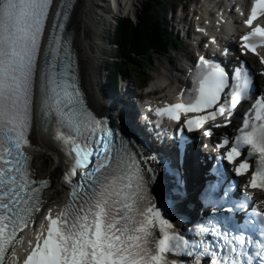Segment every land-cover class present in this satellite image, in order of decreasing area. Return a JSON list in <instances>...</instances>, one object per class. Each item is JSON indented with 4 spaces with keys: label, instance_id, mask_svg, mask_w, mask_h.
Listing matches in <instances>:
<instances>
[{
    "label": "snow or ice",
    "instance_id": "1",
    "mask_svg": "<svg viewBox=\"0 0 264 264\" xmlns=\"http://www.w3.org/2000/svg\"><path fill=\"white\" fill-rule=\"evenodd\" d=\"M75 8V0H0V264H9L19 234L41 213L43 193L51 185L36 176L33 158L25 152L34 125L62 153L66 167L60 182L70 192L55 216L51 209L43 214L47 223L22 264H181L170 258L180 255L192 257L193 264L204 257L209 264H264V213L253 208L251 217L237 225L233 214L246 212L247 204L217 198L212 182L200 200L214 215L189 229L198 240L190 244L165 218L173 201L165 194L167 181H157L150 166L157 157L145 156L94 114L79 87L75 33L69 27ZM258 17H264V0L251 4L249 31L240 37L243 54L258 55L257 48H264V27L253 23ZM242 65L238 61L229 73L200 56L192 89L154 115L179 124L184 114L183 127L192 132L232 117L240 102L250 101L234 134L219 137L216 147L224 150L228 165L240 160L236 177L254 160L247 186L264 189V96L252 95L253 79ZM183 141L181 136L178 146ZM160 167L172 171L166 160ZM154 182L163 194L159 205L150 191ZM171 193L180 195L175 187ZM226 205L228 215L222 214ZM256 228L259 239L251 235Z\"/></svg>",
    "mask_w": 264,
    "mask_h": 264
},
{
    "label": "bare ground",
    "instance_id": "2",
    "mask_svg": "<svg viewBox=\"0 0 264 264\" xmlns=\"http://www.w3.org/2000/svg\"><path fill=\"white\" fill-rule=\"evenodd\" d=\"M109 1H111L114 8L110 19L108 17ZM142 1L143 0H105V6L103 8H101L100 0H78L76 3V8L72 14L70 25L75 33L74 47L78 53L77 62L80 66L82 85L86 91L89 102L95 109L103 112L105 110V102L102 98V89L99 82V66L101 65V58L99 54L105 43L102 40L100 33H105L107 31H109V33L112 32L115 21L120 16L135 17L140 11L139 8L143 3ZM211 8L209 10H211ZM199 10L202 11L201 9ZM202 13L203 15H207L208 19H211V15L208 14L204 8ZM199 20L200 18L196 17V21ZM168 26L171 27L169 23ZM239 26L233 25L230 22L225 25L227 29H238ZM88 28H92L96 35H89ZM183 56H186L187 58L184 59ZM189 58L190 52L187 51L181 54L178 64L175 61L170 60V62H164L163 70L158 69L156 77L152 80V90H162L157 101L163 98L171 97L176 92L179 85L176 86L177 84L174 81L175 74L171 72V70L175 67V72L177 71L176 75L180 74L182 78L180 67H183L184 65L187 66ZM111 97V100L115 99V96ZM30 148L32 149V155L34 157L33 165L37 169V174L41 177H49L52 179L51 187L46 190L43 195L42 207L44 208V214H46L49 209H54L61 202V200L52 202L53 198L50 197V193H57V190H59V192H64L59 182L60 176L63 174L64 163L63 159L60 156H57V158L55 157L56 161L53 162L52 167L45 171L44 167L41 166L40 153L38 150L42 148H46L47 150L51 149L48 146V143L39 134L33 135ZM29 236L30 235L28 233L25 234V239ZM19 252L20 249H18L15 253L18 254Z\"/></svg>",
    "mask_w": 264,
    "mask_h": 264
},
{
    "label": "trees",
    "instance_id": "3",
    "mask_svg": "<svg viewBox=\"0 0 264 264\" xmlns=\"http://www.w3.org/2000/svg\"><path fill=\"white\" fill-rule=\"evenodd\" d=\"M160 11L159 1L149 0L137 24L129 19L120 21L115 38L119 61L116 69L114 64L108 65L112 74V87L116 88L121 74L127 76L133 71L141 74L142 66L153 52L166 51L170 47V38L159 24Z\"/></svg>",
    "mask_w": 264,
    "mask_h": 264
},
{
    "label": "rangeland",
    "instance_id": "4",
    "mask_svg": "<svg viewBox=\"0 0 264 264\" xmlns=\"http://www.w3.org/2000/svg\"><path fill=\"white\" fill-rule=\"evenodd\" d=\"M95 1H98V0H95ZM142 2L144 3V0ZM143 3L141 6H143ZM188 3H189V0H162V3H161L162 13L164 12L162 17H164L166 11H168L170 9L172 10L174 7H177L178 5H179L178 7H180L181 5H186ZM100 5H101V8H103L105 6V0H100ZM141 6H140L139 10L142 8ZM88 29H89V35H96V33H94L95 31L92 28H88ZM168 32H169V30H168ZM172 34L175 35V33H172ZM176 54H177L176 50L172 49L171 54L167 57H159V56L153 55L149 60L150 63L147 64L146 67L141 68V74H138L135 71H133L132 74L135 76H140V77H138V79L140 78V80H142V81H146V82L148 81V84L149 83L151 84V81L155 78L158 69L160 68L162 70L164 68L162 66V62L165 61L166 59L174 58L176 56ZM100 56H101V63H100L101 65L99 66V76L102 73L101 66H103V54H102V52H100ZM130 72H131V70H130ZM99 78H100L99 82H101V80L103 81L102 76H100ZM103 92L105 93V89L103 90ZM38 151L40 153L41 166L44 167L45 171L49 170L52 167L53 162L56 161V158H55L56 156H55L54 152L47 150L46 148L39 149ZM50 197L53 198V200H52L53 202H56L57 200H60L61 198H63V193L59 192V190H57V193L56 192L50 193Z\"/></svg>",
    "mask_w": 264,
    "mask_h": 264
}]
</instances>
